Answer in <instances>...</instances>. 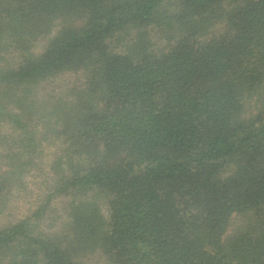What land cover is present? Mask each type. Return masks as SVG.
Masks as SVG:
<instances>
[{"label":"trees","instance_id":"1","mask_svg":"<svg viewBox=\"0 0 264 264\" xmlns=\"http://www.w3.org/2000/svg\"><path fill=\"white\" fill-rule=\"evenodd\" d=\"M11 204L0 264H264V0H0Z\"/></svg>","mask_w":264,"mask_h":264},{"label":"rangeland","instance_id":"2","mask_svg":"<svg viewBox=\"0 0 264 264\" xmlns=\"http://www.w3.org/2000/svg\"><path fill=\"white\" fill-rule=\"evenodd\" d=\"M42 40L43 38L39 39L36 42V46L34 47V51L38 52L40 50V45L42 44ZM72 76V75H71ZM67 76H65L63 78H60L59 80L61 81H53L50 82L45 89V94H48L49 91H51L52 89L54 90H59V88L63 87V89L65 88V86H63L66 82L70 81V77L66 79ZM57 92V91H56ZM50 95V94H49ZM18 206V205H17ZM22 212V210H20V208L16 207L14 208V205L11 204V206L9 207V209L7 210V212L5 213V215L2 216V218H0V222H4L5 220H10L13 217H17L18 215H20ZM23 213V212H22ZM97 257L93 258L92 260H87L86 264H103L102 262V258L99 255H96Z\"/></svg>","mask_w":264,"mask_h":264}]
</instances>
